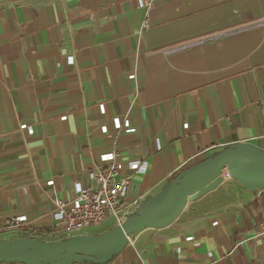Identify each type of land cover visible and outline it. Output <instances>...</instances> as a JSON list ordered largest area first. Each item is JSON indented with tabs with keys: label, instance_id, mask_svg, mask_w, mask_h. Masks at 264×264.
Returning <instances> with one entry per match:
<instances>
[{
	"label": "crops",
	"instance_id": "crops-1",
	"mask_svg": "<svg viewBox=\"0 0 264 264\" xmlns=\"http://www.w3.org/2000/svg\"><path fill=\"white\" fill-rule=\"evenodd\" d=\"M261 20L264 0H0V240H57L53 201L93 185L103 154L146 163L121 173L127 201L142 203L228 145L264 151L262 30L162 54ZM223 177L109 264H264V190ZM21 215L25 231L13 226Z\"/></svg>",
	"mask_w": 264,
	"mask_h": 264
},
{
	"label": "water",
	"instance_id": "water-1",
	"mask_svg": "<svg viewBox=\"0 0 264 264\" xmlns=\"http://www.w3.org/2000/svg\"><path fill=\"white\" fill-rule=\"evenodd\" d=\"M224 174L246 191L264 190V151L250 143L226 146L177 173L159 193L146 195L123 223L97 235L1 239L0 264H109L128 246V238L171 226L189 204L218 188Z\"/></svg>",
	"mask_w": 264,
	"mask_h": 264
},
{
	"label": "built area",
	"instance_id": "built-area-1",
	"mask_svg": "<svg viewBox=\"0 0 264 264\" xmlns=\"http://www.w3.org/2000/svg\"><path fill=\"white\" fill-rule=\"evenodd\" d=\"M159 0H135L139 9H150ZM260 29L264 36V20L257 21L250 25L242 26L237 29L228 31L224 34L215 35L205 40L193 41L176 45L174 47L162 51L163 55H171L190 49L197 45H201L206 41L229 37L232 35H240L247 31ZM68 63H72L71 57ZM113 125L116 130H124L131 134L134 132L133 127L128 120L122 122L113 119ZM99 162L105 164V168H101L97 164L94 165L92 171L87 173L88 179L93 185H82L76 182L73 185V198L70 201L54 200V209L52 218L60 226L61 230L55 235L54 239H64L73 236L86 235V233L94 228H114L132 214L141 204L137 201H127V191L129 187V179L122 177L121 173L127 168L134 173L144 174L146 171V163L133 160L126 165L121 164L115 157L114 153H106L99 157ZM48 182L47 185H51ZM14 228L17 231H25L27 217L25 215L17 216L12 219ZM216 223H214L215 225ZM29 235L32 233L28 232ZM259 235L264 237V223L261 225ZM135 236L128 238V245L132 243Z\"/></svg>",
	"mask_w": 264,
	"mask_h": 264
},
{
	"label": "rangeland",
	"instance_id": "rangeland-1",
	"mask_svg": "<svg viewBox=\"0 0 264 264\" xmlns=\"http://www.w3.org/2000/svg\"><path fill=\"white\" fill-rule=\"evenodd\" d=\"M18 235H25V234H18ZM42 238V237H41ZM44 238V237H43ZM15 239H17V238H15ZM55 239V238H54ZM11 240V239H10Z\"/></svg>",
	"mask_w": 264,
	"mask_h": 264
},
{
	"label": "bare ground",
	"instance_id": "bare-ground-1",
	"mask_svg": "<svg viewBox=\"0 0 264 264\" xmlns=\"http://www.w3.org/2000/svg\"><path fill=\"white\" fill-rule=\"evenodd\" d=\"M224 176H226V174H224Z\"/></svg>",
	"mask_w": 264,
	"mask_h": 264
}]
</instances>
